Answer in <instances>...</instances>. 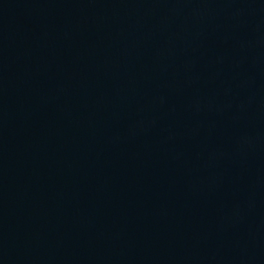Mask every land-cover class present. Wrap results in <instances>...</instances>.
I'll list each match as a JSON object with an SVG mask.
<instances>
[{
    "label": "water",
    "instance_id": "water-1",
    "mask_svg": "<svg viewBox=\"0 0 264 264\" xmlns=\"http://www.w3.org/2000/svg\"><path fill=\"white\" fill-rule=\"evenodd\" d=\"M0 264H264V0H0Z\"/></svg>",
    "mask_w": 264,
    "mask_h": 264
}]
</instances>
